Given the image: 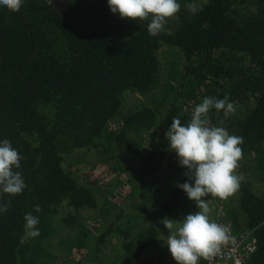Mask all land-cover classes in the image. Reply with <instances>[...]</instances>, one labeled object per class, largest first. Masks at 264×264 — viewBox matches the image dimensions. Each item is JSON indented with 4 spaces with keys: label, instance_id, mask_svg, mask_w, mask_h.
<instances>
[{
    "label": "trees",
    "instance_id": "1",
    "mask_svg": "<svg viewBox=\"0 0 264 264\" xmlns=\"http://www.w3.org/2000/svg\"><path fill=\"white\" fill-rule=\"evenodd\" d=\"M189 2L178 0L177 18L155 37L107 0L0 6V141L22 156L26 183L20 195L0 193L10 205L0 213V264H104V246L122 247L107 264H141L162 220L196 208L177 187L187 169L165 133L204 98L225 96L235 111L212 109L209 119L243 138L244 177L227 200L203 199L236 238L252 232L246 264H264V0H198L195 14ZM29 213L39 219L34 238ZM168 258L147 264H175Z\"/></svg>",
    "mask_w": 264,
    "mask_h": 264
},
{
    "label": "clouds",
    "instance_id": "2",
    "mask_svg": "<svg viewBox=\"0 0 264 264\" xmlns=\"http://www.w3.org/2000/svg\"><path fill=\"white\" fill-rule=\"evenodd\" d=\"M110 11L121 19L147 21L148 33L155 37L165 31V25L177 18L181 10L178 0H107ZM24 0H0L10 12H18ZM193 14L201 10L198 0L185 5ZM223 111L227 118L235 111L234 104L227 96L223 99L206 97L195 106L191 119L182 124L174 118L165 133L169 149L176 153L180 166L187 169L184 175L188 182L177 185L198 209L182 221L164 218L163 225L168 231L166 246L175 264H198L207 261L212 264L223 248L231 241L229 229L210 218V201L203 199L212 196L226 200L240 187V177L236 174L239 161L243 158V138L230 135L226 128L211 126L209 112ZM22 156L13 148L9 140L0 141V193L16 196L23 193L26 183L19 169ZM8 202H0V213L9 208ZM39 213V205L34 207ZM25 236L34 238L40 235L39 219L26 214Z\"/></svg>",
    "mask_w": 264,
    "mask_h": 264
},
{
    "label": "built area",
    "instance_id": "3",
    "mask_svg": "<svg viewBox=\"0 0 264 264\" xmlns=\"http://www.w3.org/2000/svg\"><path fill=\"white\" fill-rule=\"evenodd\" d=\"M214 204L216 203L210 201L213 214L212 220L226 226L229 229V235L232 239L227 245L223 246L221 253L215 257L212 264H246L249 257L253 255L256 250V240L252 232H248L236 238L232 233L231 224L226 222L219 206ZM205 264H208V262L205 261Z\"/></svg>",
    "mask_w": 264,
    "mask_h": 264
},
{
    "label": "rangeland",
    "instance_id": "4",
    "mask_svg": "<svg viewBox=\"0 0 264 264\" xmlns=\"http://www.w3.org/2000/svg\"><path fill=\"white\" fill-rule=\"evenodd\" d=\"M238 176L240 177V181L241 180H243V175L242 174H238ZM227 200V199H226ZM214 202V201H213ZM214 205H217V204H214ZM218 206V205H217ZM210 207H211V205H210ZM198 209L197 208H195V210L193 211V213L192 214H194L196 211H197ZM94 215H95V213H92L91 211H83L82 213H81V217H82V221H87V223L88 222H90L91 220H93V218H94ZM212 211H211V213H210V218L211 219H213V217H212ZM185 218V217H184ZM184 218H182V219H179L178 220V222L179 221H182ZM59 230H60V234H61V236L62 235H65L66 233H67V231H68V229H66L63 225L62 226H60V228H59ZM168 235V231H167V229H165L164 231H163V234H162V236H161V238L159 239V241H158V243H156L146 254H145V256L144 257H142V260H141V264H144V263H148V262H150L153 258L155 259L156 257H158V256H162V258H163V260H166L167 259V257H169V259L171 258L172 259V257H171V255H170V252H169V250H168V248H167V246H166V236ZM54 243V242H53ZM53 243L51 244V246L53 247L54 245H53ZM114 247H110V246H104L103 248H102V251L104 252L103 254H102V259H103V263L104 264H107L108 262H109V260L111 259V257H112V255L114 254V253H116V252H119V251H121V249H122V247L121 246H115V248H114V250H112ZM90 254V252L88 253V252H86V254H85V256H84V258H83V260L82 261H89V257L91 256H88ZM166 258V259H165ZM87 259V260H86ZM171 261V260H170ZM154 262H156V260L154 261ZM110 264V263H109Z\"/></svg>",
    "mask_w": 264,
    "mask_h": 264
},
{
    "label": "water",
    "instance_id": "5",
    "mask_svg": "<svg viewBox=\"0 0 264 264\" xmlns=\"http://www.w3.org/2000/svg\"><path fill=\"white\" fill-rule=\"evenodd\" d=\"M55 5H56V8L60 9V7H59L60 4L56 3Z\"/></svg>",
    "mask_w": 264,
    "mask_h": 264
},
{
    "label": "crops",
    "instance_id": "6",
    "mask_svg": "<svg viewBox=\"0 0 264 264\" xmlns=\"http://www.w3.org/2000/svg\"><path fill=\"white\" fill-rule=\"evenodd\" d=\"M166 259V258H165ZM167 260V259H166Z\"/></svg>",
    "mask_w": 264,
    "mask_h": 264
},
{
    "label": "flooded vegetation",
    "instance_id": "7",
    "mask_svg": "<svg viewBox=\"0 0 264 264\" xmlns=\"http://www.w3.org/2000/svg\"><path fill=\"white\" fill-rule=\"evenodd\" d=\"M120 252V251H119Z\"/></svg>",
    "mask_w": 264,
    "mask_h": 264
}]
</instances>
